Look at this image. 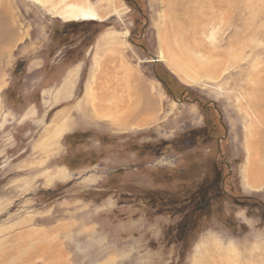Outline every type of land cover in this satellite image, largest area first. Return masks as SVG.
Segmentation results:
<instances>
[{"label":"rangeland","instance_id":"374dc122","mask_svg":"<svg viewBox=\"0 0 264 264\" xmlns=\"http://www.w3.org/2000/svg\"><path fill=\"white\" fill-rule=\"evenodd\" d=\"M62 76L73 97L31 112ZM134 84L147 120L127 125ZM64 107L77 129L50 136ZM261 140L264 0H0V264H201L203 230L264 220L262 166L240 174Z\"/></svg>","mask_w":264,"mask_h":264},{"label":"clouds","instance_id":"9594fccd","mask_svg":"<svg viewBox=\"0 0 264 264\" xmlns=\"http://www.w3.org/2000/svg\"><path fill=\"white\" fill-rule=\"evenodd\" d=\"M231 219L232 224L226 219L216 221L211 230L200 233L201 264H210L214 258L222 264H264V220L251 215L247 208H237ZM218 235L227 237L226 243L217 244L214 237Z\"/></svg>","mask_w":264,"mask_h":264},{"label":"crops","instance_id":"0c3cea01","mask_svg":"<svg viewBox=\"0 0 264 264\" xmlns=\"http://www.w3.org/2000/svg\"><path fill=\"white\" fill-rule=\"evenodd\" d=\"M70 72H71L70 74L75 75L76 71L75 70L73 71L71 69ZM75 80H74V82H72L69 78L62 76L61 81H58L59 82L58 85H46V87H42V89L40 90L41 91L40 97H38L39 99H37V101H35L36 103L33 104V107L31 108V112L35 108L36 109H41L43 107H45V108L49 107L50 108L52 106L57 107V106H59V104H62V103L66 104L67 103L66 101L71 99V97H73L74 87L76 86ZM139 89H140V85L136 88V84H134V86L128 87L127 91L129 92L130 95L132 94L133 99L128 98V100H127L125 97L123 99L125 102V104L123 103L124 107L127 106L126 107L127 109L128 108L130 110L132 109V111H129L126 116H130L129 114L132 113L133 114L132 117H135V119H133L132 122L130 120L132 118L131 116L129 119L130 121L127 120V122H126V120H124V122H126L125 124H127V125L133 124L136 121L141 123V122H144L147 120V117H146L147 111L145 109L146 108L145 107V93L143 94V92L140 91ZM133 92H134V95H133ZM113 93H116V92H113ZM116 96H118V95H116ZM127 96H128V94L126 95V97ZM77 110L79 111V114L81 115V113L84 110L83 106H82V102H81V104L77 103L76 111ZM73 111H75V109ZM85 111H86V109H85ZM56 112L57 113H55V115H53V118H52V120H53L52 125L53 126H52L51 133L49 134L50 136L54 137L56 135L57 136L60 135V133L62 134L61 129L65 128V126H67L68 129L67 130L64 129L63 133L75 131L77 129V127H76L77 120L74 118L70 119V115H69V113L71 112L70 108H68V107L60 108ZM86 112L88 114L87 118L91 119V116H89L91 114H89L88 111H86ZM59 138L60 137H57V140ZM257 144H259V147H257V149H256V148H253L249 142V144L247 145L248 148H247L246 160L243 164H241V167H240L241 179L244 183H246L248 185L249 184L257 185V184L251 183V181H250L251 169H252L253 165H256V164L258 165V163H259L258 166H262V168H264V140L258 141Z\"/></svg>","mask_w":264,"mask_h":264},{"label":"trees","instance_id":"16d2710c","mask_svg":"<svg viewBox=\"0 0 264 264\" xmlns=\"http://www.w3.org/2000/svg\"><path fill=\"white\" fill-rule=\"evenodd\" d=\"M211 190H213V193H211ZM200 192H201V195H200ZM200 192L198 193L199 198L196 199L195 204H197V206H200V207H201V205H203V207H204L205 204L211 202L214 197L217 198V197L221 196L224 191H222L219 180L214 178L212 183H207L206 185H204ZM200 207H198V208L201 209L202 207L201 208ZM199 209L194 208V210H191V213L188 212L186 214V220L185 221L188 222V220H192L191 217L193 216L194 212L199 211Z\"/></svg>","mask_w":264,"mask_h":264},{"label":"bare ground","instance_id":"6f19581e","mask_svg":"<svg viewBox=\"0 0 264 264\" xmlns=\"http://www.w3.org/2000/svg\"><path fill=\"white\" fill-rule=\"evenodd\" d=\"M73 8H72L73 12H71V14L69 16H74L75 20H79V21H83V20L88 21L89 20V21H91V20L100 19L99 15L94 10H92L90 8H82V7H76V6H73ZM156 61H157V58H156ZM256 167L257 166L254 165L252 170L257 169ZM252 178H253L254 182L262 181L264 178V168L260 167L257 170H255V172H253Z\"/></svg>","mask_w":264,"mask_h":264},{"label":"water","instance_id":"95a60500","mask_svg":"<svg viewBox=\"0 0 264 264\" xmlns=\"http://www.w3.org/2000/svg\"><path fill=\"white\" fill-rule=\"evenodd\" d=\"M156 60V59H155Z\"/></svg>","mask_w":264,"mask_h":264}]
</instances>
